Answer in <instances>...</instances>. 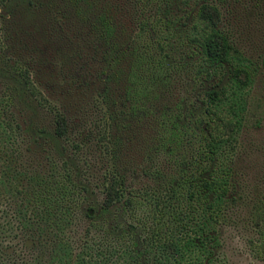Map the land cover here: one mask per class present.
Masks as SVG:
<instances>
[{
    "label": "trees",
    "instance_id": "1",
    "mask_svg": "<svg viewBox=\"0 0 264 264\" xmlns=\"http://www.w3.org/2000/svg\"><path fill=\"white\" fill-rule=\"evenodd\" d=\"M224 1L0 0V264H214L259 124ZM247 202L264 262V185Z\"/></svg>",
    "mask_w": 264,
    "mask_h": 264
},
{
    "label": "rangeland",
    "instance_id": "2",
    "mask_svg": "<svg viewBox=\"0 0 264 264\" xmlns=\"http://www.w3.org/2000/svg\"><path fill=\"white\" fill-rule=\"evenodd\" d=\"M102 1L111 3L110 12L117 2ZM96 8L94 6V13ZM220 10L222 15L219 28L242 56L256 67L249 103L252 107L251 122L258 120L259 125L249 127L239 135L241 148L234 166L239 176L238 181L243 184L241 195H247V198L243 204L239 203L231 213L229 221L222 225L220 249L214 264H263L249 245V240L256 238V233L247 199L249 192L256 196L264 185V0H225L220 2ZM87 12L90 13V9L87 8ZM87 12L84 13V21L79 23H91L94 19V14ZM122 22L126 23V19ZM69 23L75 22L72 20ZM70 34L71 31H68L61 39L66 41ZM101 69L102 62L98 54L90 56L82 52L73 69L67 72L93 85L95 89L98 85L97 75ZM91 100L92 98L89 103H85L89 111L87 118L93 124L97 111L89 110V107H92Z\"/></svg>",
    "mask_w": 264,
    "mask_h": 264
},
{
    "label": "flooded vegetation",
    "instance_id": "3",
    "mask_svg": "<svg viewBox=\"0 0 264 264\" xmlns=\"http://www.w3.org/2000/svg\"><path fill=\"white\" fill-rule=\"evenodd\" d=\"M258 123H259V121H258ZM259 125V124H258ZM239 178V176H238V173H237V171H236V179H238ZM239 203H240V200H239V202L237 203V205H235V208H237L238 207V205H239ZM235 208H233V210L235 209ZM233 210H232V212H233ZM231 212V213H232ZM231 213L229 214L230 216H231ZM230 219V218H229ZM229 220H227V221H225V222H222L221 223V227H222V225L224 224V223H227ZM219 226V231H220V235H221V227ZM257 258H258V256H256ZM259 259V258H258ZM260 260V259H259ZM263 264H264V262L262 261V260H260Z\"/></svg>",
    "mask_w": 264,
    "mask_h": 264
}]
</instances>
